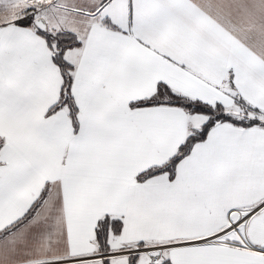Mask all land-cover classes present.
I'll return each instance as SVG.
<instances>
[{"label":"snow or ice","instance_id":"obj_1","mask_svg":"<svg viewBox=\"0 0 264 264\" xmlns=\"http://www.w3.org/2000/svg\"><path fill=\"white\" fill-rule=\"evenodd\" d=\"M0 264H264V0H0Z\"/></svg>","mask_w":264,"mask_h":264}]
</instances>
